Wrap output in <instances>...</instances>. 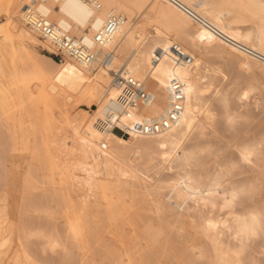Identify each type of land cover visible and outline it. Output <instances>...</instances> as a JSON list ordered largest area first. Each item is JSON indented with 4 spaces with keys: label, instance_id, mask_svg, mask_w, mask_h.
Instances as JSON below:
<instances>
[{
    "label": "bare ground",
    "instance_id": "1",
    "mask_svg": "<svg viewBox=\"0 0 264 264\" xmlns=\"http://www.w3.org/2000/svg\"><path fill=\"white\" fill-rule=\"evenodd\" d=\"M19 1L22 2L0 0V13L9 18L0 26V143L4 151L0 157L6 190L15 194L13 204L7 195L0 199V264H55L34 251L36 242L43 245L41 253L63 251L69 259L70 255L73 260L77 258L75 264H100L102 253H106L104 258L109 256L115 261L113 255L128 252L130 256L136 254L141 264L153 260H157L156 264H168L169 257L163 250L161 256L160 249L157 256L152 255L154 247L150 243L157 242L156 235L152 237L154 234L146 231V238H153L147 242L137 230L139 218L145 219L148 213L147 217L153 218L155 202L147 203L150 208L143 205L135 209L138 214H130L122 208L114 210L104 198V189L108 188L104 185L111 178L145 181L146 176L139 170L140 159L142 154L152 153L159 154L169 167L182 165L183 174L178 182L163 188L164 199L167 207L183 216L187 215L189 202L200 207L202 215L187 222L193 233L198 230L199 240L213 248L215 253L207 260L212 264H243V253L218 247V235L231 226L236 240L258 235L264 210L255 208L239 213L235 209L239 195L255 186L224 187L226 170L220 163L214 168L202 167L199 151L189 142L196 133H203L202 121L211 125L215 116L214 107L206 98L210 88L199 83L198 52L222 48L241 66L255 65L264 71V0H222L219 7L208 0H174L176 4L169 0H47L37 6L38 13L88 46H93L92 37L108 14L123 18L109 47L98 52L93 64L83 66L66 58L55 67L30 65L31 59L20 43L16 49L11 45L15 38L19 42L40 43L49 53H56L25 25L24 11L29 0H23L16 11ZM93 1L100 5L98 10ZM135 9L140 10L139 23ZM187 11L193 12L199 21ZM152 15H157L170 29L155 26L153 36L149 37L145 28ZM13 16H18L26 28L11 20ZM246 23L254 29L253 33L244 32L242 24ZM162 34L175 37L178 42L165 40ZM110 51L112 58L103 61ZM129 78L143 84L148 94L146 101L134 105L128 102L125 80ZM173 104L180 106L174 125L156 134L143 131L145 125L163 119ZM80 106L95 107L94 114L83 112L70 119L69 109ZM224 118L232 124L228 110ZM115 129L128 136V141L116 137L112 132ZM113 144L130 149L126 151L128 159L113 151ZM259 145L256 141L237 146L238 160L250 167L260 155ZM144 196L148 198L150 194ZM217 196L227 209L221 218H215L212 211ZM29 210L36 214L33 222L30 219L33 224L17 220V211ZM43 225L48 226L47 232L41 229ZM143 238L146 242L139 247ZM195 247L198 252L193 254L198 259L205 257L198 244L191 250ZM125 256L129 258V254Z\"/></svg>",
    "mask_w": 264,
    "mask_h": 264
},
{
    "label": "rangeland",
    "instance_id": "2",
    "mask_svg": "<svg viewBox=\"0 0 264 264\" xmlns=\"http://www.w3.org/2000/svg\"><path fill=\"white\" fill-rule=\"evenodd\" d=\"M208 1L211 3H214L215 7H219L222 5V0H208ZM21 3H23V0L22 2L21 1L18 2L16 11L20 9ZM136 13H137L136 17H138L140 10L135 9V14ZM8 20H9L8 16L4 12H1L0 13V26L5 25V23H7ZM11 20L16 21L19 25H21V27L26 28L25 26H23L18 16L11 17ZM140 21H141L140 17H138L136 23H139ZM158 21H159L158 16L152 15V21L145 28L146 33H149L148 34L149 37L153 36L155 32L154 29L158 25L161 26L164 30L170 29L169 25L162 23L160 21L158 23ZM155 23L157 25H155ZM249 26L250 25L247 23L242 24V27L245 28L244 32L253 33L254 29L253 28L251 29ZM161 37L165 40L178 42V39H176L175 37H167L166 34H162ZM10 43L15 49L17 48L18 43H20V46L24 49L26 53H28V56L31 59L28 61L30 65L39 63L40 66L48 67L50 65V67H55L57 65L56 63H58L54 57V54H52L51 52L49 53V51L45 47L41 46L40 43L35 45L32 43H28V42H19L15 38L12 39ZM4 47L7 48L8 45H4ZM198 58L201 61L200 75H199L200 80L199 79L198 80H199V83L203 85L202 87L210 88L209 92L206 93V98L211 104L212 108L214 107L213 109H214L215 116H214V120L212 121L211 125L207 122L202 121V123H204L203 133H202V130L199 133H196L194 135L195 137L193 136L192 137L193 139L191 138L189 144L196 151L197 150L199 151L198 157L201 156L199 160H200L202 167L214 168V167H217V164L220 163L221 168L226 170L227 178H225L223 182L224 187L228 189L231 187H241V188L245 187L247 189V188L252 187V185L255 186V188L252 191L250 189L249 190L247 189L246 192L239 195V199L237 200L236 202L237 204L235 206L236 211H238L239 213H242L245 210L252 211L255 208H256L255 210L257 211L258 210L263 211L264 210V71L255 65H251L249 68H245L241 66V64L238 62V60L234 56H232L229 53H226V51L225 50L223 51L222 48H218V49L214 48L212 50H201L198 52ZM65 60L66 59H64L63 62ZM215 90L216 91L218 90L217 91L218 94H215L216 92ZM245 93H247L246 99L242 97L243 95H245ZM89 110L92 112H90ZM226 110H228V113L233 119L232 124L225 121L224 113ZM94 111H95V107L93 106H90V107L80 106L79 108L69 109V117L70 119H75L77 118L78 114L81 115L83 112H85L88 115H93ZM74 114L75 116H73ZM0 119H1V109H0ZM112 132L116 137L123 139L125 142L128 141L129 139L128 136H125L123 133H121L117 129L113 130ZM256 141L260 143L259 145L260 155L258 159L254 161V163L249 167L247 165H244V163L242 164V162L238 160L237 152L235 148L237 146L241 147V145L243 146L246 144H252ZM0 146H1L0 154L3 155V153H1V152H4L2 142L0 143ZM120 147L118 148V145L113 144L112 150L116 151L117 153L121 155L123 154L121 157L127 158L126 156H128L127 154L131 150L130 149L127 150V148L124 149ZM120 149L121 151L123 149V152L120 153L119 151ZM2 155L0 157V199L4 197L5 195H7L10 201V204H13L12 202L15 199V194L7 191L4 185V179L2 175L3 174L2 173V160H1ZM141 158L142 159H140L139 170L143 173L144 176L148 178L145 177V181H143L142 179L138 181H135L134 179L131 180L130 177L128 179L127 177L126 178L122 177L123 179L121 178L117 179L118 177L111 178L112 180L110 179L104 185L105 188L108 187L107 189H104L105 190V196H104L105 201L110 203L112 208L115 207L114 210L122 211L125 209L124 211L126 212L129 211L130 214L131 213L135 214L136 213L135 209L138 210V208L141 206L143 207V205H145V207L147 206V208H150V205L148 204H151L152 202V205H154V202H155V205H154L155 209L151 205L152 207L151 209L152 210L154 209L152 211L153 218L151 215L150 217H147L149 213L147 214L146 212L147 215L145 219H144V216L138 219L139 227L137 228L138 232L142 233L140 235L144 236L145 238L146 237L148 238V235L150 233L154 234V235L152 234L153 235L152 237L156 235L154 238V241L155 240L157 241V242L155 241L156 243L154 242L156 246H154L155 244L153 245V242L150 243L151 247L152 248L154 247L152 255L157 256V253L160 249V254L158 253V256L159 255L161 256L165 252L166 256L169 257L168 264H212L209 261H210V258L213 256V253H215L212 250L213 248L207 247L205 244L202 243L203 241L199 240L197 236L198 230L194 229L195 233H193V230H190L189 228L188 222H192L194 219L196 220L200 215H202V210L200 209V207L198 208L196 204L189 202L188 204L189 209L187 207V210L185 211V214L187 215L183 216L181 215V213H179L178 210L175 209L174 211L173 208L171 210L169 207H167L166 205L167 202L165 200L166 198L164 199L163 188L168 187L170 184H174L178 182L180 175L183 174L182 165H179V163H176V164L171 165V167H169L168 165L164 164L161 161L159 154L157 153H152L149 155L142 154ZM251 167H253L254 169H252ZM218 169L220 168L218 167ZM109 188L111 192H106V191H110ZM145 194H150V196L148 198H144ZM108 197L109 199L111 198L112 200L110 199V201H108ZM146 199H149L150 201L149 200L146 201ZM176 211H177V214H176ZM212 211H213V214L215 213L214 214L215 218H221L222 216H224L223 213L227 212V209L224 208L223 201L220 196H217V199L215 198V208ZM21 213H23V215ZM203 213H205V210ZM32 214L33 213L30 210L27 212H19V213L17 211L16 218L20 222L22 221V222H26L27 224H30L31 221L33 222V218H35V215H36V214L35 215L34 214L32 215ZM25 215H27L26 217L27 218L29 217V218L24 219L26 218ZM20 216H21V219L19 218ZM189 216L191 217L189 218ZM145 221L146 222L148 221L147 224L145 223ZM34 223H35V220H34ZM41 229L42 230L46 229L45 231L47 232L48 226L43 225ZM262 229L260 230L258 235L249 237L248 239H243L242 241H239V240H236V238L234 237V233H233L235 230L234 226H231V229L221 232L223 234V237L222 235H220L221 233H219L218 240H220L219 242L221 243L218 244V247L222 246L221 248H223V250L227 249L226 251L229 250V252L239 251L240 253H243V254H240L243 264H264V217L262 218ZM144 231L145 232L148 231L149 234L147 232L143 234ZM152 237L151 239H153ZM145 238L141 239L142 242H140L141 244L139 245V247H141V245L143 246L146 241L148 242L149 239L146 238L147 240L145 241ZM158 240L160 241L158 242ZM34 241H37V240L34 239ZM193 244L195 246H197L198 244V246H200L203 249V256L205 257L198 259L197 258L198 255L193 254V252L194 253L198 252L196 247L195 249L191 250V247L192 246L194 247ZM42 246L43 245L39 244V242H36L35 245L33 246L34 247L33 249L37 254L39 255L42 254L43 257L45 256V257L50 258L53 262H55V264H63L67 262L69 264L77 263L76 257H75V260H73L74 258V257L72 258L73 255L72 256L70 255L71 259H69V256L66 255V253H64L63 251H62L63 253L60 251H57V253H60V254H51L47 250L44 253H41L40 250ZM139 247L136 246V248H139ZM126 254H129V258L128 256H125ZM130 254L131 252L117 254L118 256L117 255L116 256L118 258L113 255V258L115 260L113 261V259L109 257L108 255L107 256L109 258L108 257L104 258L103 255H106V253L105 254L102 253L103 261L102 259L100 261L102 264H111V263L112 264L114 263L123 264V262L124 264L125 263L126 264H131V263L141 264L138 261V258H137L138 256L136 254L132 253L133 255L131 256ZM135 255L136 257L134 258ZM207 255L209 256V258H207L208 257ZM126 257L128 259H126ZM130 257L134 261L132 259L130 260ZM122 258H124L123 261H122ZM207 259H209V261ZM154 263L156 264L157 260H153L149 264H154Z\"/></svg>",
    "mask_w": 264,
    "mask_h": 264
},
{
    "label": "built area",
    "instance_id": "3",
    "mask_svg": "<svg viewBox=\"0 0 264 264\" xmlns=\"http://www.w3.org/2000/svg\"><path fill=\"white\" fill-rule=\"evenodd\" d=\"M46 1L29 0L24 11V22L34 34L55 49L56 53H54V57L59 64L63 63V60L66 58L83 66L93 64L98 52L109 47L111 40L123 24L122 17L108 14L105 17L103 26L92 37L93 46H88L82 40L70 35L68 32L56 28L45 16L38 13L36 10L37 6L46 3ZM169 1L176 4L174 0ZM92 5L96 10L100 8V5L95 1L92 2ZM188 14L194 20L199 21L193 12L190 11ZM112 55V51L106 53L103 56V61L108 62L112 58ZM186 61H189V58H186ZM125 81L126 94L130 104L134 105L148 99V94L143 84L135 82L130 78ZM179 112L180 106L173 104L163 119L157 123L145 125L143 131L147 134H156L168 129L176 123Z\"/></svg>",
    "mask_w": 264,
    "mask_h": 264
},
{
    "label": "snow or ice",
    "instance_id": "4",
    "mask_svg": "<svg viewBox=\"0 0 264 264\" xmlns=\"http://www.w3.org/2000/svg\"><path fill=\"white\" fill-rule=\"evenodd\" d=\"M247 96V93H245V97Z\"/></svg>",
    "mask_w": 264,
    "mask_h": 264
}]
</instances>
